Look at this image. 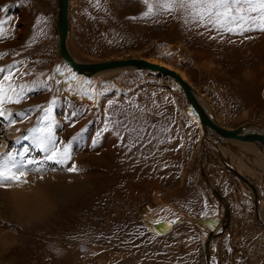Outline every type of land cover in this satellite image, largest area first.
Returning <instances> with one entry per match:
<instances>
[{
    "label": "rangeland",
    "instance_id": "rangeland-1",
    "mask_svg": "<svg viewBox=\"0 0 264 264\" xmlns=\"http://www.w3.org/2000/svg\"><path fill=\"white\" fill-rule=\"evenodd\" d=\"M163 2L149 0L153 13L144 17L143 0H70L69 51L88 63L169 65L221 127L264 128V32L217 31L165 12ZM56 3L0 0V79L10 70L5 84L26 89L20 103L0 108V159L23 161V175L0 185V264H264V171L253 168L254 155L243 157L237 145L227 156L202 140L182 89L150 71L103 77L97 105L80 106L53 72L64 63ZM48 107L57 146H70L63 162L47 159L31 132L47 124ZM226 164L261 174L262 185L245 176L258 210ZM206 177L226 202L224 216ZM155 209L187 218L159 238L144 223ZM218 215L219 229L206 230Z\"/></svg>",
    "mask_w": 264,
    "mask_h": 264
},
{
    "label": "snow or ice",
    "instance_id": "snow-or-ice-1",
    "mask_svg": "<svg viewBox=\"0 0 264 264\" xmlns=\"http://www.w3.org/2000/svg\"><path fill=\"white\" fill-rule=\"evenodd\" d=\"M143 2L148 8L143 15L148 17L153 13V6L149 3V0H143ZM97 3H99V0H97ZM159 7L165 12L180 11L186 13L192 17L193 21L202 25H211L217 31L238 32L240 34L255 30L264 32V0H164L163 3L159 4ZM3 35V30L0 29V37H3ZM4 71L3 68H0V72ZM12 76L13 73L9 70L3 79H0V108L5 103H20L24 98L26 91L24 85H20L19 91H17L16 86L11 82L5 84L4 81H10ZM70 78L81 84L83 94H88V90L83 85L90 84L91 81L81 82L74 73ZM51 112V107L44 109V116L41 117V121H47V124L43 127L33 128L31 132L34 134L38 147L50 153L47 159L56 160L59 157L63 162L70 159V146L65 145L63 150L57 146L53 131L55 122L51 118ZM2 116H4V112L0 110V117ZM22 167V163L17 165L15 161L6 162L0 159V185L18 180L23 175V172L20 171ZM71 171H76V168L73 167ZM172 223L174 221L169 222L167 227L171 228Z\"/></svg>",
    "mask_w": 264,
    "mask_h": 264
},
{
    "label": "bare ground",
    "instance_id": "bare-ground-1",
    "mask_svg": "<svg viewBox=\"0 0 264 264\" xmlns=\"http://www.w3.org/2000/svg\"><path fill=\"white\" fill-rule=\"evenodd\" d=\"M69 5H70V0H67V32H66V37H65V49H66L67 54L73 59V61L75 63H80V62L81 63H86V62H82V61L76 59L72 55V53L69 51V42H68L69 41V27H68ZM57 10H58V6H57V3H56V16H57ZM56 24H57V17H56ZM142 60H144V61H146L148 63H151V64H155V65H159L161 67H165L166 69H169V70L173 71L187 85H189L191 87V90L193 91V94H194L195 103L199 104V106L203 109V111L205 112L207 117L212 122L211 124L213 125L214 130L212 131L213 134L212 133L211 134L213 136H217L218 139H219V141L216 144H214L213 146H215V147L221 146L219 149L222 152H224V154H226L227 156H230L229 153H228L229 151H226V149H230V150L233 151V150H236V147L238 145L239 149L237 150V153L242 154V156L245 157V158H246L245 155L252 153L254 155L253 157H254V160H255L253 162V164H254L253 168H260L261 170L264 171V144L263 143H261L259 141L238 139V138L227 137L226 135H222L221 134L222 132L220 131V129L227 130V131L228 130H235V129L223 128V127H221L218 124V122L213 118V116L210 113V111L203 104V102L200 99V97L197 96V92L195 91L192 83L190 82L188 77L183 72L177 71V70L173 69L172 67H170L169 65H165L163 63H158V62H155V61H147L145 59H142ZM63 61H64L63 64H58L56 69H54V71H53L54 75L57 78H59L60 80H62V82L67 85L69 93H72L73 97L75 98V101H77L78 103L82 104V105H80V104H78V105L85 106V107H87L89 109H91L90 106L97 105V103H98V82L100 81L101 78L109 77V76H111L113 74H117L119 72L120 73H126V71H124L122 69V67H120V66H116V67H100V68H97V69H92V68L91 69H86L85 72L88 73V74H92V75L91 76H85L82 73H78L76 71L77 68H75V67L72 68V66L68 62H66L65 60H63ZM57 69H59V71H57ZM94 70H95V72H94ZM135 71H137V72H139V71H150L152 74H158V75L165 76L167 78L172 79L174 81L176 87H180L182 89V87L180 86V84H179L178 80L176 79L175 75L170 76V75L165 74V73H163V72H161L159 70H156V69H144V68H135V67H131V69L129 71H127V72H135ZM73 73L76 75V77L81 82L82 81H91L90 84L83 85V87L88 90V94L87 95L83 94V92L81 91V84H78L77 81L72 80L70 78ZM182 91H183V89H182ZM183 93L187 97V95L185 94L184 91H183ZM187 100H188V104H189L188 97H187ZM186 114L191 119V121L196 125V127H198V130L200 131V137L203 138V127L201 125V120L195 114V112L191 108L190 104L188 106V109L186 110ZM237 129L242 134L251 135V136H255L257 138H263L264 139V128L263 127H260V126L252 124V125H243L242 127L237 128ZM208 136H210V135H208ZM100 137H101V135L98 136V138H100ZM202 140H207V139H202ZM84 141L82 140V142H84ZM207 141H209V140H207ZM240 147H241V149H240ZM219 149L216 148V151H218ZM259 153L261 155H259ZM255 154H257V155L255 156ZM248 161H250V159ZM22 162H23L22 160L18 159V161L16 163H17V165H19ZM232 162H233V160H232ZM235 167L237 169H239L237 171L236 169L233 168L238 175H240L242 177L248 176L249 178H251L253 180L257 178L259 183L261 185L263 184V181H262V178L260 176L261 175L260 173H255L256 175L251 174L250 171L247 168L245 169L244 167H239L238 164ZM235 176L239 179V177L237 175H235ZM246 179L248 180V182H250L253 185V187L256 189L257 194H258V190H257L256 186L248 178H246ZM239 180L250 187L249 183L244 182L242 179H239ZM253 193H254V191H253ZM258 206H259V198H257V210L259 208ZM219 214H221V213H219ZM219 217H220V215L215 216V217L210 218V219L207 218V220L204 222V228L206 230H208V231H211L212 229H214V230L217 229L218 230L219 229L218 220L220 219ZM186 218L187 217L185 215H181V216H179L177 218H164V217H162V213H161L160 209H155V211L148 212V214L144 217V223H145V226H146L147 230L149 229L148 231L152 235L161 238L162 236H165V234L166 235H167V233L169 234L170 231L173 230L177 224H179L181 221L185 220ZM201 220H203V219H201ZM172 221H174V223H172L171 228H168L167 227L168 223L172 222ZM158 233H163V234H158Z\"/></svg>",
    "mask_w": 264,
    "mask_h": 264
},
{
    "label": "water",
    "instance_id": "water-1",
    "mask_svg": "<svg viewBox=\"0 0 264 264\" xmlns=\"http://www.w3.org/2000/svg\"><path fill=\"white\" fill-rule=\"evenodd\" d=\"M57 40H58V50L59 53L62 57L63 60L68 62L72 68H77L78 73H82L85 76H91L92 74H88L85 72L86 69H97L100 67H116L120 66L124 71H129L131 67L135 68H144V69H156L159 70L165 74H168L170 76L175 75L176 79L178 80L180 86L182 87L183 91L187 95L189 99V104L191 105V108L194 110L195 114L200 118L201 120V125L203 127V138L209 140L208 142L213 146L216 144L219 139L217 136H213L212 131L214 130L213 125L211 124V120L207 117L203 109L199 106V104L195 103L194 100V94L193 91L191 90V87L187 85L177 74H175L173 71L166 69L165 67H161L159 65L151 64L148 63L142 59L138 58H126V59H111V60H104V61H98V62H86V63H75L73 59L67 54L66 49H65V37H66V32H67V0H57ZM93 72V71H92ZM95 72V70H94ZM222 135H226L227 137H233V138H238V139H245V140H253V141H259L264 144V139L263 138H257L255 136L251 135H245L242 134L238 129L235 130H222ZM212 133V134H211ZM210 135V136H208ZM227 169H229L233 174L237 175L239 179H242L244 182L249 183L251 189L254 191V197L258 198V194L253 187V185L248 182V180L245 177H242L236 173V171L232 168L229 167L227 164L225 165ZM209 179L206 177L205 182L210 186V193L214 197H216L221 204H223V215L226 214V202L222 195L218 192L216 187L212 186V184L208 181ZM221 216V218H222ZM221 220V219H220ZM223 220V219H222ZM225 220H223L224 222ZM228 223V221H227ZM209 236H212L213 234L209 232Z\"/></svg>",
    "mask_w": 264,
    "mask_h": 264
},
{
    "label": "crops",
    "instance_id": "crops-1",
    "mask_svg": "<svg viewBox=\"0 0 264 264\" xmlns=\"http://www.w3.org/2000/svg\"><path fill=\"white\" fill-rule=\"evenodd\" d=\"M218 206H219V204H218Z\"/></svg>",
    "mask_w": 264,
    "mask_h": 264
}]
</instances>
